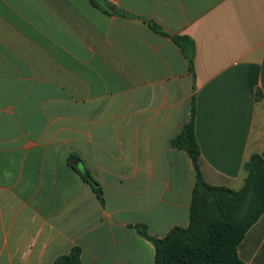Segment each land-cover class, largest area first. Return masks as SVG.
<instances>
[{
	"label": "crops",
	"instance_id": "1",
	"mask_svg": "<svg viewBox=\"0 0 264 264\" xmlns=\"http://www.w3.org/2000/svg\"><path fill=\"white\" fill-rule=\"evenodd\" d=\"M104 1L0 0V264L75 247L83 264H156L136 225H189L195 169L171 140L193 97L208 183L239 190L264 153V0ZM173 36L193 41V73ZM239 256L264 264V215Z\"/></svg>",
	"mask_w": 264,
	"mask_h": 264
},
{
	"label": "trees",
	"instance_id": "2",
	"mask_svg": "<svg viewBox=\"0 0 264 264\" xmlns=\"http://www.w3.org/2000/svg\"><path fill=\"white\" fill-rule=\"evenodd\" d=\"M90 1L99 9L110 13L102 3ZM118 12L126 15L124 11ZM150 25L157 33L166 35L157 24L150 22ZM172 39L181 49L193 73V41L187 36H173ZM261 96L258 92L257 97ZM195 117L196 99L193 97L190 121L171 140L172 147L189 155L195 169L196 183L189 225L185 228L176 227L163 238L151 236L147 226L143 224L136 225V228L153 243L156 264H245L239 256L240 245L249 230L264 215V153H254L245 162L246 177L239 190L208 183L200 168L201 149L195 132ZM74 158L71 156L69 162L91 185L104 205L102 186L84 165H75L72 162ZM56 264H83L81 249L75 247L69 255L58 258Z\"/></svg>",
	"mask_w": 264,
	"mask_h": 264
},
{
	"label": "water",
	"instance_id": "3",
	"mask_svg": "<svg viewBox=\"0 0 264 264\" xmlns=\"http://www.w3.org/2000/svg\"><path fill=\"white\" fill-rule=\"evenodd\" d=\"M98 2L102 3V5L109 11H113L114 10V6L108 2H104L103 0H97Z\"/></svg>",
	"mask_w": 264,
	"mask_h": 264
}]
</instances>
